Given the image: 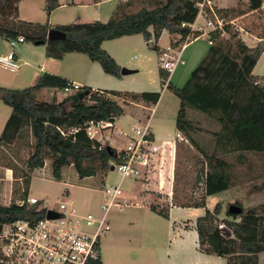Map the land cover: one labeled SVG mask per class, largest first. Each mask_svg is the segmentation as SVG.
Returning a JSON list of instances; mask_svg holds the SVG:
<instances>
[{
    "label": "trees",
    "instance_id": "obj_1",
    "mask_svg": "<svg viewBox=\"0 0 264 264\" xmlns=\"http://www.w3.org/2000/svg\"><path fill=\"white\" fill-rule=\"evenodd\" d=\"M23 0H0V38L8 41L19 37L25 43L45 47L48 58L62 60L68 54H84L98 63L105 74L120 78L122 68L102 47L103 43L123 37L140 35L149 45L156 43L164 31L179 36L175 45L183 44L192 33L199 14L198 4L203 0H126L120 2L107 22L73 23L57 26L64 40H50L53 28L48 23H32L19 19L18 5ZM47 18L57 10L60 0H43ZM216 9L217 14L229 22L224 27L228 39L221 32L211 33L212 45L207 55L191 73L185 85L178 88L169 82V74L160 70L162 86L170 90L180 101L176 128L183 142L189 143L204 157L199 173L202 195L199 198L179 196L177 175L174 170V187L171 205L152 204L150 209L168 218V208L206 209L196 221L199 250L209 256L224 258L226 264H259L264 253V205L245 211L241 202L235 205L241 214L227 212L224 222L217 220L219 206L207 209V198L222 193L232 185L231 164L224 156L244 153L264 154V78L254 77L253 72L264 53V43L254 47L241 40L230 22L248 13H261L264 0H248L245 10ZM185 25L184 27L182 25ZM257 27H259L257 29ZM256 31L258 39H264V22L259 19ZM153 48L158 47L152 44ZM70 84L66 79L43 74L35 85L23 90L0 89L3 104L11 108L10 116L0 135V146H24L30 149L26 168L10 165L14 184L10 205L0 204V224L20 220L36 223L45 219L47 208L43 203L30 206L27 203L32 182L31 174L51 161L52 178L61 182L66 168L73 167L80 179L107 174L113 164L121 162L116 149L90 139L87 128L90 123L113 124L124 115L119 99L135 104L156 105L159 93H119L93 91L83 88L74 95L88 92L78 103L69 95L59 103L40 101L37 94L45 89L65 93ZM198 114L213 121L216 131L208 132L212 138V150L208 153L201 145L200 135L207 133L197 121ZM152 141V136L149 137ZM180 143L177 145L176 157ZM176 164V160H175ZM206 167V169H205ZM25 202L20 206L18 202ZM223 224L224 230L219 226ZM88 264H103L101 258Z\"/></svg>",
    "mask_w": 264,
    "mask_h": 264
},
{
    "label": "rangeland",
    "instance_id": "obj_2",
    "mask_svg": "<svg viewBox=\"0 0 264 264\" xmlns=\"http://www.w3.org/2000/svg\"><path fill=\"white\" fill-rule=\"evenodd\" d=\"M66 4V10H75L79 4L92 5L96 0H72L69 3L67 0H61ZM122 0H113L112 2L104 5L101 10H107L120 4ZM29 2H41L40 0H32ZM235 3L240 10L246 9L245 0H236ZM92 7V6H91ZM39 11V10H38ZM101 22H107L108 16H102ZM264 22V9L261 13L251 14L248 13L242 17L234 19L230 22L231 29L241 34V40L248 46L254 47L257 43H253L250 35L256 31L258 21ZM200 20L199 25L202 24ZM259 27H257L258 29ZM252 31V32H251ZM247 33V34H246ZM175 37H170L169 33H165L159 42L154 40L148 45L142 36L122 39L121 41H112L111 46L115 47L116 51L125 53L129 69V73L119 81L118 91L133 92V93H159L161 95L159 102L156 105L150 106L148 109H139L135 112L137 118H141L142 122L150 119L152 126L165 127V134L170 138H175L176 118L178 115L180 101L179 99L166 87L162 86V79L160 76V53L154 49L152 44L158 45L161 49L165 50ZM178 38V37H177ZM229 35L224 34L222 39H228ZM182 46V45H181ZM180 46V47H181ZM200 48L202 51L208 53L209 45L205 39L193 41L190 50ZM187 54V53H186ZM204 56V57H205ZM203 57V59H204ZM200 64L188 63L187 65H180L176 70L175 79L172 85L181 88L189 79L191 73ZM190 69V70H189ZM2 70V69H0ZM188 72H186V71ZM183 71L184 77H183ZM190 71V72H189ZM2 72V71H0ZM2 72L1 76L8 80L11 75L9 72ZM182 75V77H181ZM186 75V76H185ZM254 77L258 79L264 78V53L261 56L254 72ZM181 77V78H180ZM180 78V79H179ZM171 80L169 79V82ZM70 94L61 93L58 100H56L52 93L44 96L43 100L47 103H59L63 98ZM119 104L126 110V113L116 123V127L129 135H133L132 128L140 126V122L132 114L133 104L130 102L119 101ZM149 106V105H148ZM145 106V107H148ZM11 108L0 100V135L5 127ZM199 126L204 128L207 133L200 135L201 145L208 153L212 150V138L208 132L216 131L217 126L213 121L208 118L194 114ZM106 133L105 135H107ZM104 135V133H103ZM112 135V134H111ZM102 140V136H98ZM126 139L124 137L112 135L109 141L110 145L117 150L125 147ZM160 141V140H158ZM12 146L7 152L2 151L4 157L3 162L9 165H16L21 170L26 168V162L30 155V149L27 147ZM2 159V158H1ZM224 159L231 164V179L232 185L228 190L210 196L207 198V209L213 211L219 206L220 214L217 220L224 222L227 217L228 209L231 205L241 202L245 211L253 209L259 205H264V154L244 153L243 159H239L238 154L224 156ZM204 163V157L196 149L191 148L189 143L182 142L179 145L176 157V175H177V191L179 196H189L199 198L202 195V185L199 183V173ZM206 169V167H205ZM32 182L30 192L42 206L51 209H57L61 203H72L77 208L90 211L93 213H100V205L103 200L102 190L106 184H117L120 181V175L117 171H109L107 174H100L95 177L80 179L75 173L73 167L64 170L63 179L57 182L51 175V161H45V167L34 171L32 174ZM130 179L122 181V191L124 193L130 192L132 185ZM14 184V183H13ZM2 187L0 192H2ZM125 195V194H124ZM152 197V198H151ZM150 200L154 199L153 196L149 197ZM131 206L123 208L122 211L113 209L109 215L110 231L106 237L107 243H103L104 248V262L105 264H147V259L151 264H156V255H146L145 246L149 241V230H154L151 235L157 240V246H166L167 230L169 223L149 210L146 202L138 198L131 200ZM138 203L140 207L133 205ZM182 219L196 220L204 216L206 209H191L187 211H178ZM176 217V215L174 216ZM211 264H226L225 259H213ZM163 264H170L163 262ZM264 264V258L262 260Z\"/></svg>",
    "mask_w": 264,
    "mask_h": 264
},
{
    "label": "crops",
    "instance_id": "obj_3",
    "mask_svg": "<svg viewBox=\"0 0 264 264\" xmlns=\"http://www.w3.org/2000/svg\"><path fill=\"white\" fill-rule=\"evenodd\" d=\"M32 0H23L18 5L19 10V19L32 22V23H40L44 24L48 21L51 27L56 28L57 26L73 24V23H92L95 21H102V16H108L110 19L116 6H113L111 9L101 10L102 7L113 0H96L92 5L89 4H79L75 10H66V4L60 0L61 6L53 11L49 18H47L45 12V4L43 0L41 2H29ZM236 0H220L218 2V9H233L236 8L237 5L233 3ZM246 1V7L248 4V0ZM122 2V1H121ZM92 6V7H91ZM39 10V11H38ZM253 14V13H251ZM247 15V14H246ZM200 20L203 21L202 18L198 19V24ZM203 24V22H202ZM201 24V25H202ZM167 33L164 31L159 41L163 38V36ZM247 34V33H246ZM170 35V34H169ZM243 34H241L242 37ZM140 35L131 36V37H123L120 39H116L113 41H121L122 39H128L133 37H139ZM244 36V35H243ZM170 37H175L171 44L172 48H180L182 44L175 45L179 41V36L170 35ZM178 37V38H177ZM252 42L258 43L261 42L254 35H250ZM158 41V42H159ZM112 41H107L103 43V49L112 56L118 65L126 71L128 66V60L125 53H120L116 51L115 47L111 46ZM192 42L185 45L184 48L180 51V65H187L188 63L198 64L203 60L206 52L202 51L200 48H194L190 50ZM209 45V44H208ZM156 46L159 49V53L161 54L164 50L161 49L157 44ZM168 46V47H169ZM167 47V48H168ZM210 47V46H209ZM166 48V49H167ZM165 49V50H166ZM11 52V48L9 45V41L3 38H0V56L5 55ZM187 53V54H186ZM17 61L19 64V69L17 72H10L4 70L2 68V72H9L11 77L8 80H5L1 76L2 72H0V89H8V90H23L28 87L35 85L38 79L45 73L59 76L61 78L66 79L68 82L73 84H78L81 89L83 88H91L93 91L100 92H119V93H133V92H123L118 91L120 78H115L113 76L107 75L104 73L102 67L95 62H92L86 55L74 53L66 55L62 60H55L48 58L46 55V49L42 45H35L32 43H24L20 45L16 49ZM160 70L161 67H159ZM171 74L169 79L172 83L173 79L176 76V70ZM190 70V69H189ZM186 71V70H185ZM183 71V77L184 73ZM6 72V73H7ZM188 72V71H186ZM190 72V71H189ZM124 76L126 74H123ZM186 76V75H185ZM182 77V75H181ZM180 77V78H181ZM179 78V79H180ZM48 93H52L53 97L58 100L59 96L61 97V92L55 89H45L40 91L37 94V98L41 101L44 96ZM76 92H72L70 95H74ZM140 94V93H136ZM1 100V94H0ZM2 101V100H1ZM119 101H123V99H119ZM118 101V102H119ZM133 115L135 116V112L139 111V109H148L153 105H146L144 103L133 104ZM148 106V107H145ZM126 110H124V114ZM10 116V115H9ZM136 117V116H135ZM137 118V117H136ZM120 120L117 119L114 123L115 129L119 130L116 127V123ZM141 118H137V121L140 124H148L153 144L160 148V151L155 154L153 157L154 169L149 177V180L143 181L141 179L132 180V185L130 186V192L124 193L125 199L131 201L136 200L138 198L142 199L143 202H146L147 206H149V210L157 215L158 218L165 219L169 223L168 232H167V242L166 246H157V240L153 235L154 230H149V241L145 246L146 255H156V264H163L169 262L170 264H211L214 261L213 259H224L215 256L205 255L199 250V236L196 228V220L190 219H182L178 211H187L195 208H179L175 206H171L168 208V218H164L157 213L153 212L150 209V205L154 204L159 208L163 206L168 207L171 205L173 198V187H174V170H175V160H176V149L177 145L183 142L178 138L179 133L176 132L175 138H170L165 134V127L161 126H152L150 123V119L146 122H142ZM6 124V123H5ZM112 137V136H111ZM111 138L106 142L112 147L109 143ZM160 140V141H158ZM126 144H127V140ZM16 147H23L21 145ZM10 147L0 146V188L2 187V192H0V204L8 206L12 201V191H13V183L14 177L13 172L10 169V165L8 163L3 162L4 157L2 155V151L7 152ZM17 148V149H18ZM113 148V147H112ZM116 149V148H114ZM124 148L120 149L123 150ZM117 150V149H116ZM119 150V151H120ZM2 158V159H1ZM64 175V173H63ZM120 182V181H119ZM118 182V183H119ZM153 196L154 199L150 200L149 197ZM32 198L31 192L29 193V198ZM35 198V197H33ZM152 198V197H151ZM140 207V206H139ZM82 210V208H81ZM84 212H88L83 209ZM176 215V217H174ZM108 237H106L103 241L106 245ZM101 252V260L104 262V248L102 246V242L100 245ZM264 258V253L259 255V264H262V260ZM226 261V260H225ZM147 264H151L149 259H147Z\"/></svg>",
    "mask_w": 264,
    "mask_h": 264
},
{
    "label": "built area",
    "instance_id": "obj_4",
    "mask_svg": "<svg viewBox=\"0 0 264 264\" xmlns=\"http://www.w3.org/2000/svg\"><path fill=\"white\" fill-rule=\"evenodd\" d=\"M67 1L72 3V0ZM219 1L203 0L199 3L197 19L190 25L192 33L179 49L169 46L160 54V67L169 77L180 63V51L185 45L205 39L211 46V33L221 32L224 35V27L229 22L216 12ZM199 18L203 19L202 25L198 24ZM261 42L264 43V39ZM24 43L23 37L9 41L11 52L0 56V68L10 72L18 71L16 49ZM80 89L78 84L70 83L65 94ZM106 133L108 134L105 135ZM132 133L133 135H129L115 129L110 121L90 123L87 135L101 143L100 150L109 145L106 142L112 135L124 137L128 141L123 150H117L123 153L119 157L121 162L113 164L114 170L120 175V182L104 186L100 213L84 212L69 202L61 203L57 209L43 206L47 208L46 215L50 210L60 215L55 220H47L45 216V219L36 223L20 220L11 224H0V264H88L92 260H99L101 241L110 231L109 213L113 209L122 211L132 203L125 199L122 181L141 179L147 182L154 169L153 157L160 151L149 139L151 131L148 124L132 128ZM98 136H102V140ZM178 138L181 139L180 135ZM27 203L33 206L39 201L30 197ZM18 204L22 206L25 202ZM133 206L139 207L138 203ZM219 228L224 230L225 226L221 224Z\"/></svg>",
    "mask_w": 264,
    "mask_h": 264
},
{
    "label": "water",
    "instance_id": "obj_5",
    "mask_svg": "<svg viewBox=\"0 0 264 264\" xmlns=\"http://www.w3.org/2000/svg\"><path fill=\"white\" fill-rule=\"evenodd\" d=\"M48 38L50 40H64L65 36L61 32L57 31L56 28L53 27L48 34ZM37 45H40V44H37ZM128 73L129 71L122 69V75L128 74ZM87 95H88V92L81 93L78 95H74L72 99L74 103H78L79 101H82ZM110 122H113V120H110ZM110 171H114L113 166L111 167ZM228 212L232 215H238V214H241L242 209L236 205H231L228 209ZM59 217H60L59 214L51 210L48 211L46 215L47 220H55V219H58Z\"/></svg>",
    "mask_w": 264,
    "mask_h": 264
}]
</instances>
